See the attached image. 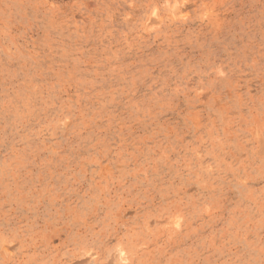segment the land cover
Returning a JSON list of instances; mask_svg holds the SVG:
<instances>
[{"label":"rangeland","instance_id":"1","mask_svg":"<svg viewBox=\"0 0 264 264\" xmlns=\"http://www.w3.org/2000/svg\"><path fill=\"white\" fill-rule=\"evenodd\" d=\"M0 264H264V0H0Z\"/></svg>","mask_w":264,"mask_h":264}]
</instances>
